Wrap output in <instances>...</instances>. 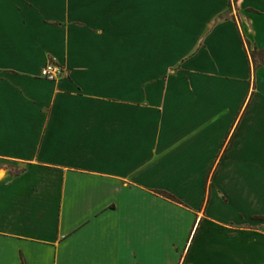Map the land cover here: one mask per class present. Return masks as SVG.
Returning <instances> with one entry per match:
<instances>
[{
  "label": "crops",
  "instance_id": "obj_1",
  "mask_svg": "<svg viewBox=\"0 0 264 264\" xmlns=\"http://www.w3.org/2000/svg\"><path fill=\"white\" fill-rule=\"evenodd\" d=\"M254 51L264 0H0V264H264Z\"/></svg>",
  "mask_w": 264,
  "mask_h": 264
},
{
  "label": "built area",
  "instance_id": "obj_2",
  "mask_svg": "<svg viewBox=\"0 0 264 264\" xmlns=\"http://www.w3.org/2000/svg\"><path fill=\"white\" fill-rule=\"evenodd\" d=\"M65 69L55 63H49L41 72L40 77L50 81H59L63 78Z\"/></svg>",
  "mask_w": 264,
  "mask_h": 264
},
{
  "label": "trees",
  "instance_id": "obj_3",
  "mask_svg": "<svg viewBox=\"0 0 264 264\" xmlns=\"http://www.w3.org/2000/svg\"><path fill=\"white\" fill-rule=\"evenodd\" d=\"M251 56H252V59H253V62H254V69L256 71L264 63V51H260V52L254 51L251 54ZM11 173L14 174V175H17V174H19V171L12 169ZM161 194L163 196H165L166 198L172 200V201L179 202V200H177L174 196H172L170 194H167V193H161Z\"/></svg>",
  "mask_w": 264,
  "mask_h": 264
},
{
  "label": "rangeland",
  "instance_id": "obj_4",
  "mask_svg": "<svg viewBox=\"0 0 264 264\" xmlns=\"http://www.w3.org/2000/svg\"><path fill=\"white\" fill-rule=\"evenodd\" d=\"M13 168H14V169H18V167H16V166H14Z\"/></svg>",
  "mask_w": 264,
  "mask_h": 264
}]
</instances>
